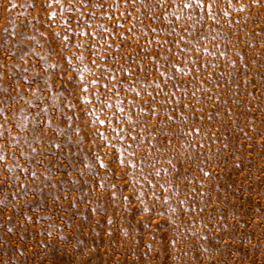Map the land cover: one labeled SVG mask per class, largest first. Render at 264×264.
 <instances>
[{"label": "rangeland", "instance_id": "obj_1", "mask_svg": "<svg viewBox=\"0 0 264 264\" xmlns=\"http://www.w3.org/2000/svg\"><path fill=\"white\" fill-rule=\"evenodd\" d=\"M0 264H264V0H0Z\"/></svg>", "mask_w": 264, "mask_h": 264}]
</instances>
